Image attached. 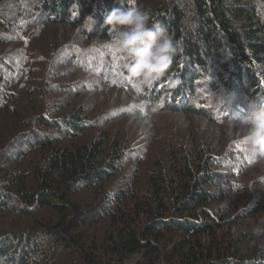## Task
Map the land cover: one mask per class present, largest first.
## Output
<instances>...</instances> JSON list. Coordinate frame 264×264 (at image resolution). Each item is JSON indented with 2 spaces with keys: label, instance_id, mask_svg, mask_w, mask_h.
I'll return each instance as SVG.
<instances>
[{
  "label": "trees",
  "instance_id": "trees-1",
  "mask_svg": "<svg viewBox=\"0 0 264 264\" xmlns=\"http://www.w3.org/2000/svg\"><path fill=\"white\" fill-rule=\"evenodd\" d=\"M134 3L179 41L165 76L142 93L104 23L133 0H0V223L11 224L0 233V264H264V236L246 249L248 232L230 233L259 206L251 185L241 195L233 189L262 156L245 135L226 138L222 153L208 142H172L170 133L164 149L143 160L132 134L99 127L133 115L152 123L164 112L241 125L264 97V0ZM56 25L76 28L83 39H66L59 50L54 39L39 45ZM57 53L102 88L123 90L121 105L89 103L90 83L67 70L57 72L68 83L59 80L55 95L44 70ZM202 83L208 89L197 92ZM129 163L131 181L120 186ZM217 168L229 172L226 179ZM216 187L232 201L218 205L225 197Z\"/></svg>",
  "mask_w": 264,
  "mask_h": 264
},
{
  "label": "rangeland",
  "instance_id": "rangeland-1",
  "mask_svg": "<svg viewBox=\"0 0 264 264\" xmlns=\"http://www.w3.org/2000/svg\"><path fill=\"white\" fill-rule=\"evenodd\" d=\"M50 29V28H49ZM48 30V29H47ZM44 30L42 33V40H39V45H46L48 40L54 39L57 43L58 50L61 48L60 45L63 44V41L66 39H73L75 41L82 40L83 38L79 35V32L76 31V28H67V27H61V26H54L51 27L50 30ZM68 33H71L68 35ZM67 37V38H66ZM72 37V38H71ZM40 38V39H41ZM63 39V40H62ZM68 40V41H69ZM67 42V41H66ZM53 52V48H50L48 53L45 52L44 55H48V57ZM55 64L52 63V67L49 70L48 66L45 65L44 75L48 74V71L51 75V83L50 86L52 87L55 95H56V88L54 87L55 84H58L59 80H62L65 83H68V79H62L60 76H57L58 71H69L70 75L73 72H78V74H81V76L86 77L87 83H90L88 85L89 91L86 92V96L89 98V103H93L97 106L103 107L105 109H109L110 107H116L121 105V99L123 97V90L122 92H118V90H110V89H104L102 86H99V80L96 78L94 74L87 73L86 71L80 72L76 65L74 66V62L71 63H64L65 60L58 59L59 53H57L55 56ZM45 62V61H44ZM48 64V62H45ZM64 63V64H63ZM63 64V65H61ZM76 74V73H75ZM78 88V87H76ZM197 92L202 90L208 89L207 83H202L197 86ZM126 90V89H125ZM53 93V94H54ZM121 93V94H120ZM52 93L49 92V97L53 96ZM58 94V93H57ZM207 95V94H206ZM65 96V94H64ZM71 98V96H67ZM201 97V96H200ZM208 98V97H207ZM89 105V104H88ZM90 106V105H89ZM102 112V111H100ZM99 112V113H100ZM101 115V113H100ZM155 120L154 122H150L147 120H140L136 118L135 115L127 117L124 121L121 122H108L103 123L100 122V128L101 129H109L111 130V133H117V132H126V134L131 135L133 144L135 146L141 145L142 148V155L143 157L140 159H145L149 153V150L151 151H157V149H164L165 145L167 144V137L164 135H173V141H179V142H191L192 140L196 141L198 140L199 143L208 142V144L214 148L215 151L219 152H225L228 146L227 143L232 139L234 136L235 138H239L246 133V129L239 124H223V123H215L212 124L210 120L206 118V115L196 116V115H185L183 113L178 114L174 112H164V113H156L154 115ZM51 134H56L57 132L52 130L49 131ZM158 132V134L155 136V134ZM171 133V134H170ZM162 136V137H161ZM229 137V138H228ZM228 138V141L226 142L225 139ZM178 143V142H177ZM226 143V145H225ZM162 151H160L161 153ZM135 166V163H129L123 166L122 171L118 175L120 186H126V183H129L131 181V169ZM226 170V169H223ZM217 176L222 177L227 174L228 171H221V169H216ZM229 173V172H228ZM226 179V176L224 177ZM240 178L235 184L234 188L235 193L242 194L241 191L243 190V187H245L247 184L251 185L254 193H258L259 198L257 197L256 203L259 204L258 208L253 204L252 211L255 210V208L258 209V212L254 213V215H250L251 217H248L247 220L237 221V225L234 226L232 229L233 235H239V231H247V238L246 242L244 241L242 244H244L246 249L249 248L248 244H252L254 240H258V236L253 234V228H255L258 224H260L262 221H264V156H261L259 161L255 163L250 168H245L241 175L238 176ZM263 180V181H261ZM258 183V185H257ZM222 189H219L216 187V191H220ZM221 194L225 198L223 200H219L217 202L218 205L224 206L228 202L232 201L231 194L225 189L221 191ZM246 205H249V203H246ZM47 215V216H46ZM44 216V213L40 217H45V220L50 219L48 216V213H46ZM19 219V218H17ZM16 219V220H17ZM243 219V218H242ZM41 220V219H39ZM238 220V219H235ZM42 221V220H41ZM18 221H15L16 223ZM10 224L8 221H2L0 223V233H3L4 228ZM12 223V222H11ZM19 223V222H18ZM33 224V222H31ZM11 225V224H10ZM12 225H14L12 223ZM20 229V226L18 227ZM228 225H225L222 227L223 233L228 232ZM21 230V229H20ZM84 235L87 237L86 240L92 236H90V232H83ZM222 233V235H223ZM228 239H233L229 237ZM232 240H229L228 242H231ZM45 242V241H44ZM252 242V243H251ZM90 243V241L88 242ZM87 243V244H88ZM44 244H47L46 242ZM240 248V247H239ZM244 248V247H243ZM240 250V249H238ZM235 251V252H238ZM55 256V255H54ZM68 264L67 260L65 259L64 262L61 264Z\"/></svg>",
  "mask_w": 264,
  "mask_h": 264
},
{
  "label": "clouds",
  "instance_id": "clouds-1",
  "mask_svg": "<svg viewBox=\"0 0 264 264\" xmlns=\"http://www.w3.org/2000/svg\"><path fill=\"white\" fill-rule=\"evenodd\" d=\"M86 19L93 28L95 17L89 15ZM104 23L111 42L124 53L125 68L136 84L137 93L165 76L179 46V41L174 40L165 25L152 22L150 14L136 6L134 0L131 7L113 8ZM153 107L155 110V105ZM240 123L246 129L244 139L248 146L264 156V97L251 103ZM253 234L264 236V222L253 228ZM32 259L38 261L39 256Z\"/></svg>",
  "mask_w": 264,
  "mask_h": 264
}]
</instances>
